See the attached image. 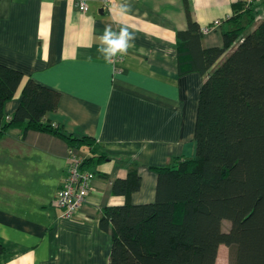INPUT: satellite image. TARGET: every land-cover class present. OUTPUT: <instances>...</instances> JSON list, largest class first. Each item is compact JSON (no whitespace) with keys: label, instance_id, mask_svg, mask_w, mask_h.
Returning a JSON list of instances; mask_svg holds the SVG:
<instances>
[{"label":"crops","instance_id":"crops-1","mask_svg":"<svg viewBox=\"0 0 264 264\" xmlns=\"http://www.w3.org/2000/svg\"><path fill=\"white\" fill-rule=\"evenodd\" d=\"M202 29L224 24L234 5L246 0H0V64L60 93L45 120L75 137L96 141V156L85 170L95 174L88 201L72 219L52 201L63 188L71 150L48 132L10 129L0 139V264H111V234L101 229L107 207L145 205L156 200L153 167L196 156L195 130L200 93L208 70L179 72L178 33L188 14ZM127 4L131 11L120 13ZM257 25L264 17L261 6ZM222 24V26H223ZM126 27L136 36L120 61H106L97 49L106 26ZM222 26L204 33V50L223 46ZM21 93L5 106L11 116ZM106 160H100L99 156ZM132 170L140 189L127 200L113 193L117 179ZM223 248L221 245L219 253ZM228 249V248H227ZM219 258V254H218ZM216 264H218V259Z\"/></svg>","mask_w":264,"mask_h":264},{"label":"trees","instance_id":"trees-1","mask_svg":"<svg viewBox=\"0 0 264 264\" xmlns=\"http://www.w3.org/2000/svg\"><path fill=\"white\" fill-rule=\"evenodd\" d=\"M186 9L188 29L177 35L180 74L206 75L236 48L203 84L196 156L152 168L158 176L154 203L104 209L100 227L111 234V264H216L221 245L231 252V264H264V17L255 26V6L234 5L233 15L221 21L223 46L204 50V31L187 1ZM18 93L19 107L8 116L5 106ZM60 98L0 64V139L10 129L51 133L70 149L90 151L84 168L97 154L96 141L45 120ZM139 189L137 170L113 185V193L127 200ZM224 221L230 222L227 231ZM4 252L0 245V255Z\"/></svg>","mask_w":264,"mask_h":264},{"label":"built area","instance_id":"built-area-1","mask_svg":"<svg viewBox=\"0 0 264 264\" xmlns=\"http://www.w3.org/2000/svg\"><path fill=\"white\" fill-rule=\"evenodd\" d=\"M111 0H102L104 6H109ZM263 0H246V4L255 6V13L258 14L259 18L261 4ZM78 8L81 12L86 13L89 6L86 0H77ZM256 14V17H257ZM222 24L221 20H216L204 28V33H210ZM114 65L120 61L119 57L116 56L112 59ZM84 158L81 157L76 150H71L68 165H67V177L63 184V188L57 193L52 206L63 210V217L65 219H72L78 210L88 201V197L92 191V182L95 178V174L89 170L83 168Z\"/></svg>","mask_w":264,"mask_h":264},{"label":"clouds","instance_id":"clouds-1","mask_svg":"<svg viewBox=\"0 0 264 264\" xmlns=\"http://www.w3.org/2000/svg\"><path fill=\"white\" fill-rule=\"evenodd\" d=\"M130 11L131 9L127 4L120 7L122 15H127ZM135 39V34L126 27H121L119 31H114L109 25L105 27L103 34L99 37L102 46L97 51L103 55L106 61L111 62L118 54L126 53Z\"/></svg>","mask_w":264,"mask_h":264},{"label":"rangeland","instance_id":"rangeland-1","mask_svg":"<svg viewBox=\"0 0 264 264\" xmlns=\"http://www.w3.org/2000/svg\"><path fill=\"white\" fill-rule=\"evenodd\" d=\"M261 6L264 7V3L262 1ZM257 26V25H255ZM230 228V222L229 221H224L223 222V229L225 231L229 230ZM232 254L227 248H223L220 253H219V258H218V264H231L232 263Z\"/></svg>","mask_w":264,"mask_h":264}]
</instances>
